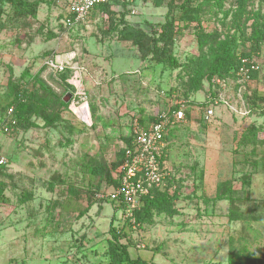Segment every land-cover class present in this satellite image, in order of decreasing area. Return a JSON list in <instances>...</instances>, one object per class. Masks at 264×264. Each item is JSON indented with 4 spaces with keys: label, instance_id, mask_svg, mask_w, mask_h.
<instances>
[{
    "label": "rangeland",
    "instance_id": "rangeland-1",
    "mask_svg": "<svg viewBox=\"0 0 264 264\" xmlns=\"http://www.w3.org/2000/svg\"><path fill=\"white\" fill-rule=\"evenodd\" d=\"M56 5L0 0V264H116L115 238L146 264H264V0H109L76 27ZM186 97L130 223L106 193L132 127Z\"/></svg>",
    "mask_w": 264,
    "mask_h": 264
},
{
    "label": "built area",
    "instance_id": "built-area-1",
    "mask_svg": "<svg viewBox=\"0 0 264 264\" xmlns=\"http://www.w3.org/2000/svg\"><path fill=\"white\" fill-rule=\"evenodd\" d=\"M109 0H56L60 7L59 19L63 27H73L83 24L89 18L90 11ZM55 73L65 71L67 65L57 58L44 59L43 63ZM252 69L257 66H251ZM241 76L237 83L242 84L247 79L248 68H241ZM212 84L225 88L223 79L213 78ZM187 100H180L177 108L161 111L154 121L146 124L134 123L130 136V144L124 146L122 163L116 169L117 185L111 186L106 193L120 213L130 222L135 221V212L142 206L143 199L149 196L153 189H162L165 185L166 135L171 126L185 120ZM227 104L225 97L218 93L210 97L203 107L204 117L211 119L215 115V108ZM11 112L12 109H9ZM7 159L0 150V166L6 165Z\"/></svg>",
    "mask_w": 264,
    "mask_h": 264
},
{
    "label": "trees",
    "instance_id": "trees-1",
    "mask_svg": "<svg viewBox=\"0 0 264 264\" xmlns=\"http://www.w3.org/2000/svg\"><path fill=\"white\" fill-rule=\"evenodd\" d=\"M43 2L47 1V0H42ZM48 1H53V0H48ZM219 3L222 2V0H217ZM107 3V2H106ZM103 4H100L98 6H95L94 8H99L101 7ZM58 17H60V15H58ZM91 17V15H90ZM89 17V18H90ZM260 36V31L259 30H253L251 32V37L252 38H257ZM230 51L227 49L222 50V52L217 56L218 62L215 66V68L211 71V74L207 77V80L210 81L211 78L213 76H217V77H221V78H225L227 76H231L233 73V68H236V66L238 65V59L236 58H232L233 60H230ZM187 101H190V99L188 97ZM19 107V106H17ZM177 108V105L171 106L170 109H175ZM21 110V108H19ZM187 109L188 107L185 109V114H187ZM13 110V109H12ZM131 139V136H130ZM130 144V140L128 142L127 145ZM123 156H124V150L122 151V156L120 159L119 164L117 165L116 169L119 167V165L122 163L123 160ZM115 169V171H116ZM116 172L113 175V182H112V186H116L117 185V179L115 177ZM160 191L158 189H153L151 194L149 196H146L143 199V204L142 206L135 212V220L137 222L141 221V216L143 215V212L145 209H147L148 206H152L153 205V195L157 192ZM112 202V201H111ZM113 203V202H112ZM112 228H115L114 226ZM115 235V233H114ZM109 250L112 254V256H114V259L116 258V264H146V262L143 259L140 258H131L128 253L126 252V247L125 244L119 243L118 239L115 238V241H111L109 243Z\"/></svg>",
    "mask_w": 264,
    "mask_h": 264
},
{
    "label": "water",
    "instance_id": "water-1",
    "mask_svg": "<svg viewBox=\"0 0 264 264\" xmlns=\"http://www.w3.org/2000/svg\"><path fill=\"white\" fill-rule=\"evenodd\" d=\"M68 97H69V96L64 97V98H63L64 101H67V100H68Z\"/></svg>",
    "mask_w": 264,
    "mask_h": 264
},
{
    "label": "crops",
    "instance_id": "crops-1",
    "mask_svg": "<svg viewBox=\"0 0 264 264\" xmlns=\"http://www.w3.org/2000/svg\"><path fill=\"white\" fill-rule=\"evenodd\" d=\"M215 113H216V109H215ZM214 116H215V115H214ZM214 116H213L212 118H214ZM212 118H211V119H212Z\"/></svg>",
    "mask_w": 264,
    "mask_h": 264
}]
</instances>
